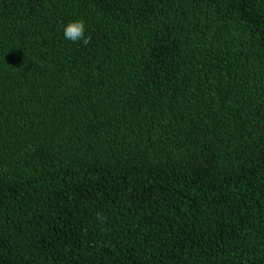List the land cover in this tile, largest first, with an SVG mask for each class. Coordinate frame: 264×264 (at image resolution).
Instances as JSON below:
<instances>
[{
  "label": "trees",
  "instance_id": "obj_1",
  "mask_svg": "<svg viewBox=\"0 0 264 264\" xmlns=\"http://www.w3.org/2000/svg\"><path fill=\"white\" fill-rule=\"evenodd\" d=\"M0 264H264V0H0Z\"/></svg>",
  "mask_w": 264,
  "mask_h": 264
},
{
  "label": "clouds",
  "instance_id": "obj_2",
  "mask_svg": "<svg viewBox=\"0 0 264 264\" xmlns=\"http://www.w3.org/2000/svg\"><path fill=\"white\" fill-rule=\"evenodd\" d=\"M63 33L65 39L73 42H82L83 45L87 46L92 42L91 35H86V25L83 20H76L69 22L66 26H63ZM97 219H101V215L97 214Z\"/></svg>",
  "mask_w": 264,
  "mask_h": 264
}]
</instances>
